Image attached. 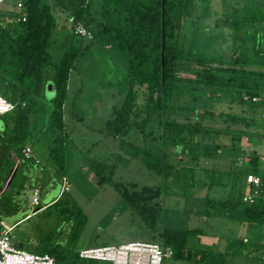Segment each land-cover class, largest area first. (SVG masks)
Here are the masks:
<instances>
[{
	"label": "trees",
	"instance_id": "obj_1",
	"mask_svg": "<svg viewBox=\"0 0 264 264\" xmlns=\"http://www.w3.org/2000/svg\"><path fill=\"white\" fill-rule=\"evenodd\" d=\"M243 1L247 9L243 16L231 20L232 28L229 30L237 41V44L231 42L230 48L235 50L238 47V55L230 62L238 64L237 67L213 66L208 53H184L179 43V29L183 21L191 20L195 6L204 13L201 31L208 32L204 24L212 31L216 29L219 18H211L207 14L206 4L198 6L202 0H22L20 11L25 15L23 21L17 19L19 11L14 0L1 3L0 95L14 107L0 114V144L7 146L1 162L0 191L9 173L8 150L13 152L20 168L27 170L30 163L38 170L50 169L52 174L54 170L63 176L65 124L62 110L68 79L72 71L79 73L77 62L87 65L89 59L86 57L91 58L94 49L101 46L119 59L123 73L119 90L121 99L112 105L108 118L98 130L120 139L131 128H136L142 137L148 139L154 132L151 121L156 120L157 144L131 148L135 155L140 156L147 171L158 175V183L139 187L130 183L127 188L108 178L126 201L132 217L138 221L140 232L151 242L169 249L174 259L188 258L191 254L196 260L213 259L215 252L212 250L199 252L185 247L188 235L201 233L199 228L168 227L165 216L160 214L161 197L188 196L194 185L229 186V195L225 199L204 196V214L207 217L237 225H264V187H257V196L251 203L242 201L243 195L253 190V186L245 181L246 174L264 178V168L258 165L257 153L248 151L245 154L248 161L246 170H233L230 176L221 172L220 176H229L228 182L220 176L214 180L213 170H209L208 179L198 183L195 175L200 171L190 165L177 167L173 162V157L179 153L186 155V164L193 165L200 158H215L223 147L220 142L222 134H229L231 144L235 146L241 136L248 133L240 127L204 124L200 119L225 118L231 124L241 123L243 127L255 122L252 115L247 118L243 114H247L248 108L251 110L261 104L254 98L259 96L264 71H248L242 65L255 59L264 65V0ZM60 19L64 24H60ZM68 23L71 32L65 33L60 41L55 29ZM74 23L86 28L91 34L90 39L76 36L72 32ZM184 72L193 74V77L183 78L181 73ZM181 83L205 84L209 90L221 92L214 98L233 101L239 114L214 113L193 105L173 106L170 99L178 93L197 99L195 94L178 89ZM46 84L49 89H46ZM170 114H181L184 119L178 120ZM188 114L199 119H189ZM39 140L47 148L46 157L35 162L21 158V148L29 145L33 151L32 143ZM91 163L99 172L100 164L95 160ZM111 171L108 170L109 174ZM240 181L246 185L245 189ZM8 183L16 191L22 186V182L17 185ZM63 193L53 203L56 204ZM3 202L7 207L11 206L10 196L5 191L0 193V207ZM37 208H40L39 203ZM6 209L0 208V219L5 216L2 211L8 212ZM43 253L52 257L54 254L52 248L46 247Z\"/></svg>",
	"mask_w": 264,
	"mask_h": 264
},
{
	"label": "rangeland",
	"instance_id": "obj_2",
	"mask_svg": "<svg viewBox=\"0 0 264 264\" xmlns=\"http://www.w3.org/2000/svg\"><path fill=\"white\" fill-rule=\"evenodd\" d=\"M202 1L198 6L206 4L207 14H210L211 18H219L216 29L212 31L208 29L211 28L210 26L204 24L208 32L201 31V17L204 13L195 6L191 20L186 23L183 21L179 29V43L183 46L184 53L194 52L198 55L208 53L209 61L213 66L237 67L238 64L234 65L230 62L238 55V47L235 50L230 48L231 42L237 44V41L232 38L229 30L232 28L231 20L234 17L243 16L247 9L243 6L246 2L243 0ZM94 52L91 58L86 57L87 60L89 59L86 61L87 65L82 66L83 62L79 64L77 62L78 75L74 71L70 73L67 101L72 100L73 92L78 89L79 83L84 90H81L82 93H77L79 100L71 106L75 109L76 115L69 114L67 111L63 113L65 124V135L62 140L63 176L60 177L59 172L53 170V185L44 187L48 173L42 172L40 177H37V174L34 175L37 182L35 188L38 192L41 190L40 208L30 202L33 187L30 186L29 179H21L22 186L17 187V191L9 188L8 185L3 186L0 191V193L5 191L10 196L11 206L7 207L3 202L4 204L2 203L0 207L7 208L8 211L6 213L2 211L5 216L0 219V222L3 221L9 227L8 236L11 244L21 245L22 248L34 253H43L45 247L52 248L55 264H108L105 261L79 258L77 252L104 244L134 240L152 241L140 232L138 221L132 217L126 201L108 182V178L111 182H120L127 188L130 183L138 187L154 186L158 183V175L149 173L140 156L135 155V150L131 148V146L143 148L157 144L156 120L151 121L154 132L148 139L142 137L136 128H131L120 139L112 138L98 130L108 118L110 104H116L121 99L119 90L123 68L121 63L118 64L119 59L110 54L106 47L95 48ZM181 76L192 78L193 74L184 72ZM47 87L49 89L48 84L46 89ZM178 89L195 94L197 99L192 100L189 95L178 93L170 99L173 106L193 105L200 110L214 113L222 111L233 115L238 114L236 105L231 106L225 101L216 100L215 98L221 95V92L209 90L205 84L181 83ZM49 91H52L51 88ZM170 115L178 120L184 119L181 114ZM187 118L199 119L193 114H188ZM200 120L204 124L213 126L233 127L230 121L224 122L217 117H206ZM262 120L264 122V119ZM45 122L46 119L43 120V123ZM148 130L149 127L146 128V131ZM226 137L227 135L222 134L220 142H224ZM258 142L261 143L260 140ZM32 146L36 156L46 157L42 148L44 145L40 140L34 141ZM219 154L218 159L200 158L197 164L193 165L186 164V155L179 153L173 157V162L177 167L190 165L200 171L195 175V179L200 183L208 179L207 171L212 169V178L219 179L221 172L225 170L223 151ZM9 155L8 150L6 156L9 157ZM91 160L100 164L99 172L92 165ZM28 165L34 170V166L30 163ZM109 169L112 170L110 174ZM7 170L9 174L5 182L20 184L18 180L20 173H15L11 167ZM62 178L68 183V189L56 204L52 201L44 205L56 195ZM220 178L227 179L222 176ZM205 188V186L194 185L188 196L164 195L160 198L162 207L160 214L165 216L164 221L168 227L199 228L201 233L188 235L185 247L190 251L212 250L215 252V257L211 260H204V258L196 260L192 254L183 259H174L168 255L162 264H264L260 258L264 251V225L251 224L243 228L235 222L227 223L218 221L214 217H207L204 214L206 206L203 193L210 198L224 199L228 195L229 188L213 185L204 192ZM59 195L58 193L55 200ZM69 199L70 201L66 203Z\"/></svg>",
	"mask_w": 264,
	"mask_h": 264
},
{
	"label": "built area",
	"instance_id": "obj_3",
	"mask_svg": "<svg viewBox=\"0 0 264 264\" xmlns=\"http://www.w3.org/2000/svg\"><path fill=\"white\" fill-rule=\"evenodd\" d=\"M6 0H0V4ZM15 8L19 11L17 19L24 20L25 15L20 11L22 0H14ZM72 32L81 38L90 39L91 34L80 23L72 25ZM14 104L0 95V114L9 112ZM21 158L25 160L37 159L33 156L29 145H24L20 150ZM245 181L253 186L250 193H246L242 197V201L251 203L253 198L257 196L258 186L264 187V178H260L254 174H246ZM68 189V183L62 178L60 183L59 194ZM32 205H38V190L33 187L30 195ZM9 227L0 222V264H55L52 256L47 253H34L22 248L20 245H13L10 242ZM170 250L162 248L158 243L151 241H127L118 244H104L91 248L81 249L77 252L79 258L90 260L105 261L108 264H162L166 256L170 255ZM264 261V252L260 255Z\"/></svg>",
	"mask_w": 264,
	"mask_h": 264
},
{
	"label": "crops",
	"instance_id": "obj_4",
	"mask_svg": "<svg viewBox=\"0 0 264 264\" xmlns=\"http://www.w3.org/2000/svg\"><path fill=\"white\" fill-rule=\"evenodd\" d=\"M60 20H62V19H60ZM60 24H64V21L62 20ZM63 26L64 27L57 26L56 29H55V34L60 39V41H62L63 36L65 35V33L71 32V27H70L69 23H68V25L66 24V25H63ZM242 66L246 70L252 71V72L264 71L263 63L261 61H257L256 59L254 60V62L250 61V63L243 64ZM69 81H70V76H69L68 84H67V97H66V100L64 101L62 112L65 113L67 111L69 114L71 113L72 115L73 114L76 115L75 109H73L71 106H72V104L75 101L79 100L77 98V95L79 93H82L84 88H82L81 84L79 83L78 89H75L74 92H73L72 100L67 101L68 100V95H69L68 94L69 93ZM260 81H261L260 82L261 90L259 91V96L255 97L254 100L255 101H261V104L256 105L251 110L248 108L247 109V111H248L247 114H245V113L243 114L247 118L252 115L254 120H255V122L250 124V125H248L247 127H243V125L241 123H239L238 125L233 124V127H238V128L240 127L241 129L243 128V129L248 130V133L247 134H243L241 136V138H240L239 143L236 144L235 146H233L231 144V137H230L229 134H226V133H225V136L227 135V137H226L225 141L221 142L223 147L221 148L220 151H223V159L225 160L224 164H223L224 165L223 167H224L225 170L223 171V173H226L229 176L231 174L230 172L233 171V170H239L240 172L246 170V168L248 167V161H247V156L245 154H247L248 151L249 152L250 151H254L255 153H257L259 155L258 165L261 166L262 168H264V122L262 120V119H264V78H262ZM74 93H75V97H74ZM222 101H225L227 104H231V106L232 105L235 106V103H233V101H230L228 99H225V100H222ZM46 104L48 105L47 102H46ZM112 105L113 104L111 103L110 106L112 107ZM111 107H110V111H111ZM235 108H236V110L238 111V114H239L240 111L238 109V106L235 107ZM223 121L226 122V119L224 118ZM258 140H260L261 143L258 142ZM43 144L44 143H42V145ZM42 148H44V153L47 155L48 151H47V148L45 147V144H44V146ZM31 152H32L33 156L37 159V161L43 159L42 157H38V155L36 156L33 153V151H31ZM219 155L217 157H219ZM217 157H215V158H203V159L215 160V159H218ZM243 158H245V160H243ZM8 163H9V166L14 170L15 173L18 172V173L21 174V175L19 174L20 177L18 176V180L20 182H21V179H23V178L24 179H29L30 186L35 187L37 185V182H36V179H35L34 175L37 174L38 175L37 177H40L42 172H44V173L47 172L48 174H47V176L45 178L44 187H48L50 185H53L52 181H51V177H52L53 174H52L50 169H49V171H46V169L44 170V168L38 170L35 167L36 169L34 168V170H32L33 167L30 168V166H27V170H25L26 168L25 169L24 168H20L18 166V160L15 158V155L13 154V152H10L9 162ZM24 174H26V176H23ZM229 176H227V179H226L227 182L229 181V179H228ZM214 180H218V179H214ZM241 183H242L241 187H244V189H245L246 185L244 184V182H241ZM8 184H9L8 182H5V181L3 182V186H6ZM211 186H213V185H211ZM211 186L206 187L204 192H206ZM223 187L229 188L228 185L227 186H223ZM9 188H10V186H9ZM11 188H13V190L16 191L15 187H11ZM59 189H60V186H59ZM59 189H58L56 195L54 197H52L44 205H47L48 203H51L52 201L55 200L56 196L59 193ZM40 192H41V190L38 192V201H39ZM228 195H229V189H228ZM204 196L208 197V195L206 193H203V197ZM212 199H214V198H212ZM6 223L9 224V222H6ZM259 225H262V224H259ZM239 226H243V228L247 227L244 224L239 225ZM263 252L264 251H262V253Z\"/></svg>",
	"mask_w": 264,
	"mask_h": 264
},
{
	"label": "water",
	"instance_id": "obj_5",
	"mask_svg": "<svg viewBox=\"0 0 264 264\" xmlns=\"http://www.w3.org/2000/svg\"><path fill=\"white\" fill-rule=\"evenodd\" d=\"M6 151H7V146L5 144H0V169H1V162L6 154Z\"/></svg>",
	"mask_w": 264,
	"mask_h": 264
},
{
	"label": "clouds",
	"instance_id": "obj_6",
	"mask_svg": "<svg viewBox=\"0 0 264 264\" xmlns=\"http://www.w3.org/2000/svg\"><path fill=\"white\" fill-rule=\"evenodd\" d=\"M3 110H6V109H0V111H3Z\"/></svg>",
	"mask_w": 264,
	"mask_h": 264
}]
</instances>
